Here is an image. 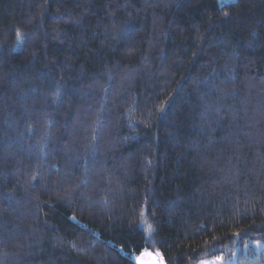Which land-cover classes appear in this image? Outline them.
Segmentation results:
<instances>
[{
	"label": "trees",
	"instance_id": "1",
	"mask_svg": "<svg viewBox=\"0 0 264 264\" xmlns=\"http://www.w3.org/2000/svg\"><path fill=\"white\" fill-rule=\"evenodd\" d=\"M264 0H0V264H264Z\"/></svg>",
	"mask_w": 264,
	"mask_h": 264
},
{
	"label": "rangeland",
	"instance_id": "2",
	"mask_svg": "<svg viewBox=\"0 0 264 264\" xmlns=\"http://www.w3.org/2000/svg\"><path fill=\"white\" fill-rule=\"evenodd\" d=\"M221 2H224L226 0H220ZM252 243L255 248L259 251H264V240H255ZM138 256V255H137ZM135 256V258H137V260H143L146 258V256H150L152 259L155 258L156 254L150 250V249H146L144 250V253L141 257H137ZM145 256V257H144ZM236 256H237V250H234L233 248H228L223 254L222 256L219 257H223V262L222 264H236ZM205 262H215L216 261V257L215 258H211V259H205L203 260ZM139 264H142V262H140ZM158 264V262H157ZM163 264V263H161ZM201 264V263H199ZM216 264H220V262H216Z\"/></svg>",
	"mask_w": 264,
	"mask_h": 264
},
{
	"label": "crops",
	"instance_id": "3",
	"mask_svg": "<svg viewBox=\"0 0 264 264\" xmlns=\"http://www.w3.org/2000/svg\"><path fill=\"white\" fill-rule=\"evenodd\" d=\"M143 253H144V251L141 254H139L137 257H141L143 255ZM136 261H137L138 264L140 262H142V264H157V262H158V264H161V262L159 261L157 255L155 256L154 259H152L150 256H146V258L141 260V261L137 260V258H136Z\"/></svg>",
	"mask_w": 264,
	"mask_h": 264
},
{
	"label": "snow or ice",
	"instance_id": "4",
	"mask_svg": "<svg viewBox=\"0 0 264 264\" xmlns=\"http://www.w3.org/2000/svg\"><path fill=\"white\" fill-rule=\"evenodd\" d=\"M216 262H220V264H222L223 257H216V261L215 262H205V261H202L201 264H216Z\"/></svg>",
	"mask_w": 264,
	"mask_h": 264
}]
</instances>
